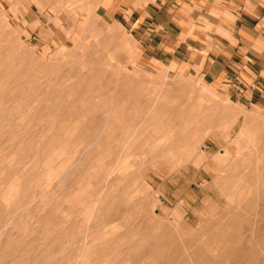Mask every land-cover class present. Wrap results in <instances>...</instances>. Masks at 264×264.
<instances>
[{
	"label": "rangeland",
	"instance_id": "1",
	"mask_svg": "<svg viewBox=\"0 0 264 264\" xmlns=\"http://www.w3.org/2000/svg\"><path fill=\"white\" fill-rule=\"evenodd\" d=\"M100 5L0 0V264H264V100Z\"/></svg>",
	"mask_w": 264,
	"mask_h": 264
},
{
	"label": "crops",
	"instance_id": "2",
	"mask_svg": "<svg viewBox=\"0 0 264 264\" xmlns=\"http://www.w3.org/2000/svg\"><path fill=\"white\" fill-rule=\"evenodd\" d=\"M123 23L139 60L183 64L238 100H264V0H100Z\"/></svg>",
	"mask_w": 264,
	"mask_h": 264
}]
</instances>
